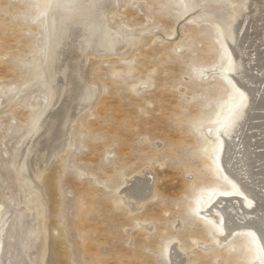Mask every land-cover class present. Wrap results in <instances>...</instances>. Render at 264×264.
Wrapping results in <instances>:
<instances>
[{
	"label": "rangeland",
	"instance_id": "1",
	"mask_svg": "<svg viewBox=\"0 0 264 264\" xmlns=\"http://www.w3.org/2000/svg\"><path fill=\"white\" fill-rule=\"evenodd\" d=\"M45 1L0 0V225L7 219L2 264H53L47 259L50 234L36 209L39 193L22 185L18 164L55 101L52 54L73 0H51L50 7ZM109 1L107 23L137 39L126 52L99 49L85 57L95 95L71 124L62 166L55 162L62 168L59 223L70 263L180 264L171 255L177 247L182 264H257L247 231L220 233L216 213H201L199 204L202 195L229 189L205 145L232 95L220 61L224 33L230 43L235 24L248 37L250 54L242 60L251 86L248 115L264 114L254 109L252 93L257 75L264 84V68L257 67L264 50V0ZM91 9L82 17L87 27ZM259 120L264 117L250 120L256 127L245 131L258 132ZM146 169L153 196L135 207L123 189Z\"/></svg>",
	"mask_w": 264,
	"mask_h": 264
},
{
	"label": "bare ground",
	"instance_id": "2",
	"mask_svg": "<svg viewBox=\"0 0 264 264\" xmlns=\"http://www.w3.org/2000/svg\"><path fill=\"white\" fill-rule=\"evenodd\" d=\"M45 2L47 7H50L51 0ZM110 5L109 0H73L68 4L67 11L70 17L64 24L60 40L55 43L56 47L53 45L55 49L51 66L56 77L52 96L55 101L46 112L44 119L38 121L35 131L31 133L25 145L27 147L24 146L20 152L21 157L18 164L21 169L22 185L34 188L39 193L40 206L36 209L43 218L45 231L48 230L50 234L47 259L53 264H71L70 252L59 223L62 204L59 175L62 169L60 165L62 166L65 158V156L63 158V153L70 141L68 134L73 130L71 124H74L78 118V111L89 106L95 95V88L91 85L90 77L85 69V57L99 49L119 53L120 50L125 51L130 47L133 49L136 45V43L134 45L136 37L134 39L127 34L120 33L107 23V18L110 17L108 12ZM88 8L94 11L90 27L85 26V23L83 25L84 20L82 19ZM241 29L240 25L235 24L230 30V43L231 39L235 38L231 45L226 32L224 33L222 46L224 53L220 61L222 62L220 73L227 70L225 76L230 81L232 95L222 107L225 117L223 116L215 124L210 125V134H208L205 145V150L214 157L220 175L227 178L229 189L214 190L212 193L202 195L199 211L209 212V215L216 213L213 219L216 228L222 234L234 232L239 228L246 230L248 237L255 244V251L251 253V256H257L258 253L257 264H264V121L259 120L258 132L253 131V134H250L252 132L245 131L256 127L250 120L264 117V114L257 112L255 116L248 115L250 109L253 108L247 95V90L251 86L247 79L248 74L244 73L247 68L244 70L242 60L243 63L247 61L246 57L250 52L246 51V46H244V40L248 37L242 35ZM238 37H241L242 41ZM238 41L241 42L240 45H237ZM252 46L250 45L249 48H253ZM242 51L244 56H241ZM263 57L264 50L263 54L257 55V60H259L257 67L259 68H264ZM227 65L229 68L225 69ZM228 71L237 76V81ZM257 77V84H254L252 91L253 105H255V110H264V84H262L263 80L260 81L259 75ZM238 109L240 111H237ZM34 156L38 158V161L34 160ZM37 162L42 165L41 170L35 169L37 166L34 164ZM55 162L61 164L56 166ZM150 174L151 170H144L134 179H129L123 189L125 196L135 207H141L153 196V181ZM256 175L258 178L254 180L253 177ZM245 187H251V191L255 193L244 190ZM3 207L0 204V218ZM19 217L22 219L27 215H18ZM6 222L5 218L0 225V255ZM57 230L60 232L55 236L54 232ZM171 255L180 264L185 259L177 247L171 248ZM0 264H2L1 260Z\"/></svg>",
	"mask_w": 264,
	"mask_h": 264
}]
</instances>
